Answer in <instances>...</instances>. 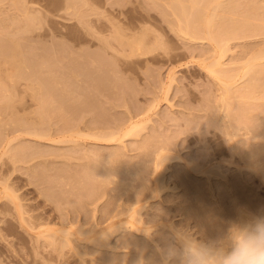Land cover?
Returning a JSON list of instances; mask_svg holds the SVG:
<instances>
[{
    "label": "rangeland",
    "instance_id": "374dc122",
    "mask_svg": "<svg viewBox=\"0 0 264 264\" xmlns=\"http://www.w3.org/2000/svg\"><path fill=\"white\" fill-rule=\"evenodd\" d=\"M211 1L219 42L192 0H0V264H160L264 214V0Z\"/></svg>",
    "mask_w": 264,
    "mask_h": 264
},
{
    "label": "clouds",
    "instance_id": "9594fccd",
    "mask_svg": "<svg viewBox=\"0 0 264 264\" xmlns=\"http://www.w3.org/2000/svg\"><path fill=\"white\" fill-rule=\"evenodd\" d=\"M158 252L160 264H264V214L241 215L210 237L174 225Z\"/></svg>",
    "mask_w": 264,
    "mask_h": 264
},
{
    "label": "bare ground",
    "instance_id": "6f19581e",
    "mask_svg": "<svg viewBox=\"0 0 264 264\" xmlns=\"http://www.w3.org/2000/svg\"><path fill=\"white\" fill-rule=\"evenodd\" d=\"M173 1H174V3H175V1H177V2H176V5L173 3L174 5H172V6H173V7L176 6V8H178L177 3L180 4V2H178V0H173ZM192 1H193V2H192V5H193V4L195 5L196 2H197V4H198V2H200L199 5L202 6V7H205L206 5H208V4H206V3L208 2V0L205 2V4L202 3V2L205 1V0H203V1H201V0H200V1H199V0H197V1H196V0H192ZM217 1H218V0L214 1V2H216V3H213L215 9H216V7H217L216 5H219L218 8L221 6V9H223L221 2L218 1V3H217ZM249 1L251 2V0H249ZM209 2H212V1L209 0ZM201 3H202V4H201ZM181 4H182V2H181ZM181 4H180L179 6H181ZM203 4H204L205 6H204ZM209 4H210V5H208V6H212V5H211L212 3H209ZM215 4H216V5H215ZM220 4H221V5H220ZM223 4H224V3H223ZM16 5H17V4H16ZM16 5H15V6H16ZM199 5H195V8L192 6V7H193V8H192V11H196V10H197L196 12L198 13V15H197V13L195 12V14L198 16V17H197V16H195V15L193 16L194 13L191 12L192 17H197V18H195V20L197 21V23H196L195 25H194V23L196 22L195 20H194L193 23H191V22L193 21V19L190 18V17H191V16L189 15L190 10H189V12L187 11V12H188V16H190V17H188V16H187V12H186V10H188V9L184 10L186 7H185V8H180L181 10H183V13H185V12H186V13H185V15H181V16L179 15V16H180V17H182V16H184V17L186 16V17H187V19L184 20V21L186 22V23H185V24H186V27H184V28L182 27L181 30L183 31V33H184V32H185V33H189L188 35L191 36V37H192V35L195 36V37H196V36H199V35H200L199 33H201V31L203 30V28L206 29L207 26H208V27H207L206 30H208L209 28L212 29V27H213V26L211 27V25H212V23H213L212 21L214 20V18H213V20H211V17H210L211 14H210L209 16H208V14H206V15L208 16V17H206V18H208V20H206L205 17H203V16L201 17V15H203V13H201L200 11H202V10H203V11H207V10H208V6H206V8L203 9V8L200 7ZM233 5H235V4H233ZM198 6H199L201 9H199ZM223 6H224V5H223ZM16 7H17V6H16ZM197 7H198V8H197ZM212 7H213V6H212ZM212 7H211V8H212ZM174 8H175V7H174ZM211 8H210V9H211ZM193 9H196V10H193ZM212 9H214V8H212ZM177 11H179V13H180L179 8L177 9ZM216 12H217V11H216ZM204 13H205V12H204ZM207 13H208V11H207ZM180 14H182V11H181ZM199 14H200V15H199ZM213 14H215V12H213L212 15H213ZM24 15H25V14H24ZM204 16H205V14H204ZM247 16H248V15H247ZM250 16H251V15H250ZM27 17H29V16H27ZM200 17H201V18H204V19H201ZM209 17H210V19H209ZM214 17H215V16H214ZM29 18H30V17H29ZM183 19H184V18H183ZM29 20H30V19H29ZM29 20H28V22H29ZM200 20H201V21H200ZM203 20H204V21H203ZM205 20H206V22L208 21L209 24L206 23ZM210 20H211L212 23H210ZM31 21H32V20H31ZM31 21H30L29 23H27V22H26V19H25V23H26V25L23 24L22 26L25 25V26L27 27V24H28V27H29V29H30V27L32 26V25H30ZM184 21H183V23H184ZM199 21H200V22H199ZM202 21H203V22H202ZM224 21H225V20H224ZM201 22H202L203 24H202ZM204 22H205V23H204ZM242 22H243V21H242ZM18 23H19V22H18ZM199 23H200V24H199ZM223 23H225V22H223ZM223 23H222V25H223ZM228 23H229V22H228ZM236 23H239V22H236ZM243 23H244V22H243ZM249 23H250V20H249ZM31 24H32V23H31ZM201 24H202L203 26H204V24H206V25H205L206 27H203V26L201 27ZM213 24H214V23H213ZM226 24H227V22H226ZM226 24H225V25H226ZM240 24H241V23H240ZM244 24H245V23H244ZM20 25H21V24H20ZM183 25H184V24H183ZM183 25H182V26H183ZM192 25H193V26H192ZM241 25H242V24H241ZM223 26H224V25H223ZM223 26H221V27H223ZM227 26H228V25H227ZM230 26L233 27V25H229V28H230ZM236 26H237V25H236ZM242 26H244V25H242ZM26 27H23V28H26ZM20 28H22V27L20 26ZM20 28H19V29H20ZM229 28H226V29L224 30V33H226V35H227V34L232 35V33H233V36H234V35H238V34H239L238 32H237L238 34H236L234 31H236V29L239 30L240 27H239V28H236V29H232V28L229 29ZM233 28H234V27H233ZM243 28H245V27H243ZM211 29H210V31L208 30L207 33H205L206 31L204 32L205 34H209V35L201 34L199 37H203V36H206V37H207V36H208L209 39H210V37H211V40L214 39L213 41L217 42V41H216V39H218V38H217V35L219 34L220 30H222V29L217 30L218 32H217L216 30H215V32H214V30L212 29V30H213V31H212ZM218 29H219V28H218ZM25 30H26V29H25ZM241 30H242V28H241ZM179 31H180V29H179ZM203 31H204V30H203ZM222 31H223V30H222ZM222 31H221V32H222ZM180 32H181V31H180ZM221 32H220V33H221ZM202 33H203V32H202ZM215 33H216V34H215ZM217 33H218V34H217ZM222 34H223V33H222ZM222 34H220V35H222ZM185 35H186V34H185ZM202 35H203V36H202ZM224 35H225V34H224ZM120 36H121V35H120ZM233 36H228V39H230V38L233 37ZM218 37H219V35H218ZM234 37H235V36H234ZM224 38H226V36H225ZM220 41H221V37H220ZM226 41H227V40H226ZM218 42H219V39H218ZM222 42H223V41H222ZM139 43H140V42H139ZM0 46H1V45H0ZM139 46H140V45H139ZM219 63H221V62H219ZM219 63H218V67H219L220 65H222V64H219ZM249 64H250V63H249ZM253 64H254V63H253ZM253 64H252V67H253ZM262 64H263V63H262ZM258 65H260V64H258ZM247 66H248V65H247ZM247 66H246V67H247ZM254 66H255V65H254ZM220 68H222V66H221ZM220 68H218V69L221 70ZM250 68H251V67H250ZM255 68H256V66H255ZM255 68H254V69H255ZM256 69H257V68H256ZM210 70L213 71V72H214V71L218 72V70H216V68H214V67L211 68ZM222 70H224V68H223ZM222 70H221V72H222ZM245 70L247 71V73L250 72V71H249V68H245ZM245 70H244V71H245ZM250 70H251V69H250ZM246 71H245V72H246ZM252 71H254V70L252 69ZM224 72H226V74L228 73L227 70H224L223 73H224ZM261 73H262V72H261ZM263 73H264V72H263ZM224 74H225V73H224ZM226 74H225V75H226ZM229 74H230V73H228L227 75L229 76ZM243 74H244V73H243ZM245 74H246V73H245ZM257 74H258V73H257ZM231 75H233V74H230V78L232 77ZM248 75H251V74L248 73ZM253 75L255 76L254 73H253ZM259 76H260V75H259ZM252 77H253V76H252ZM230 78H229V79H230ZM233 78H234V77H233ZM235 78H236V77H235ZM235 78H234V79H235ZM250 79H251V77H250ZM258 79H259V78H258ZM251 80H252V79H251ZM249 83H251V81H250ZM261 83H262V82H261ZM42 84H43V83H42ZM232 84H233V79H230V80H229L227 83H225V85H224V89L226 88L228 93L231 92ZM250 85H253V84H250ZM233 86H234V85H233ZM95 87H96V86H95ZM255 87H256V85H255ZM235 88H236V87H235ZM226 89H225V90H226ZM237 90H238V89H237ZM1 91H2V90H1ZM234 104H235V103H234ZM234 104H231V106H228V107L231 109L230 120H231V122H232L233 125L236 124L237 116H239V110L242 109V106H241L240 104H238V103H237V105H234ZM228 110H229V109H228ZM241 112H242V111H241ZM241 112H240V113H241ZM230 120H229V121H230ZM141 123H142V122H140V121H132L131 124H130V126L127 128L126 132L123 133V135H120L119 133H118V134H117V133H114V134L110 135L107 139H114V138L116 137V135H119V136H120L119 138H122V136H125V135L131 133L133 130H135L137 127H139V126L141 125ZM248 124H249V123H248ZM253 124H254V123H253ZM237 128H238V127H237ZM255 133H256V132H255ZM238 140H239V139H238ZM120 141H122V140H120ZM261 144H262V145L264 144V140H262ZM241 151H242V150H241ZM251 152H252V148H251V147H249L248 149L245 150V153L248 154V155H250ZM102 240H104V239L102 238Z\"/></svg>",
    "mask_w": 264,
    "mask_h": 264
}]
</instances>
